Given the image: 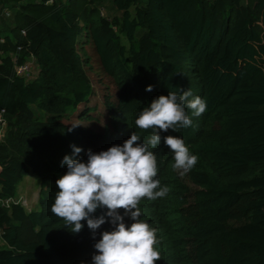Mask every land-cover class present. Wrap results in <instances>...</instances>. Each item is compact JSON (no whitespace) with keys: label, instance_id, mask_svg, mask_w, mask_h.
I'll return each instance as SVG.
<instances>
[{"label":"trees","instance_id":"1","mask_svg":"<svg viewBox=\"0 0 264 264\" xmlns=\"http://www.w3.org/2000/svg\"><path fill=\"white\" fill-rule=\"evenodd\" d=\"M96 1L0 0V199L28 174L41 182L35 209L0 205V264H92L112 225L93 238L86 221L76 234L51 213L63 158L75 145L86 162L89 149L122 145L134 131L146 142L152 130L135 125L143 108L188 89L205 113L188 109L192 126L161 136L182 138L198 161L181 175L163 142L150 147L155 179L170 191L138 205L158 230L155 264H264V0H112L108 17ZM87 46L117 88L97 131L68 123L93 93ZM32 56L37 75H18Z\"/></svg>","mask_w":264,"mask_h":264},{"label":"clouds","instance_id":"2","mask_svg":"<svg viewBox=\"0 0 264 264\" xmlns=\"http://www.w3.org/2000/svg\"><path fill=\"white\" fill-rule=\"evenodd\" d=\"M152 90V86L146 89ZM188 109L199 117L205 113L207 103L199 96L193 97L190 89L182 94L170 91L168 95L154 98L135 120L138 128L152 130L146 142H141L134 131L122 145H113L98 153L89 149L86 162L74 158L83 151L75 145H72L73 155L63 158L61 164L67 165V172L55 182L58 191L51 213L76 234L84 228L82 221H86L93 238L102 225H112V230L103 231L94 244L92 264H155L160 259L155 248L158 230L141 219L138 205L144 198L156 200L170 191L155 179L157 157L150 147L163 142L174 154L172 167L181 175L196 165L198 157L190 153L182 138L161 136V132L191 127ZM76 126L79 125L73 128ZM98 209L105 211L96 217ZM125 217L132 221L130 225L125 223Z\"/></svg>","mask_w":264,"mask_h":264},{"label":"rangeland","instance_id":"3","mask_svg":"<svg viewBox=\"0 0 264 264\" xmlns=\"http://www.w3.org/2000/svg\"><path fill=\"white\" fill-rule=\"evenodd\" d=\"M96 4L99 10L103 11V15L105 17L112 16L113 14H115L111 12V10H113L112 0H97ZM87 49L89 53L88 55H90L92 58V61H91L92 64L87 66L86 69L92 81L93 93L91 97L89 98L88 102L81 104L78 110L73 112L72 117L69 118L70 121H68V123L69 124L71 123L72 125H76V124L86 125L91 128H94L97 131V130H102L104 125L109 120L107 108L105 105V100L107 98H109L110 100H115L117 88L113 80L107 75H105L100 69L99 64H98V57L95 51L90 46H87ZM35 73H37V71L32 65V69L30 73L32 74L31 77ZM87 109L89 110H88V115L86 116H89V117L88 118L83 117L81 119L79 115L84 110H87ZM36 177L39 179V183H40V177L38 175ZM39 187H40V184L38 188ZM54 193L55 191H52L51 195H54ZM36 195L38 196V191ZM15 198L19 200V202L24 203L25 206L22 204L20 205L24 206L28 210L34 209L37 207L38 197H36L34 201H32L29 197H27L29 200L28 201L25 197L17 196V195L15 196ZM0 246L2 247L4 246L1 240H0Z\"/></svg>","mask_w":264,"mask_h":264},{"label":"crops","instance_id":"4","mask_svg":"<svg viewBox=\"0 0 264 264\" xmlns=\"http://www.w3.org/2000/svg\"><path fill=\"white\" fill-rule=\"evenodd\" d=\"M7 125L0 124V137H2L6 131ZM41 183V182H40ZM39 179L36 177L35 174H28L19 182L18 189H17V196H23L27 200L29 197L32 201L36 197H38L37 200H39ZM38 191V196L36 195ZM27 196V197H26ZM29 201V200H28ZM38 204V201H37Z\"/></svg>","mask_w":264,"mask_h":264},{"label":"built area","instance_id":"5","mask_svg":"<svg viewBox=\"0 0 264 264\" xmlns=\"http://www.w3.org/2000/svg\"><path fill=\"white\" fill-rule=\"evenodd\" d=\"M50 2H55L58 0H49ZM7 15H9V12H7ZM32 65L34 66V68L36 69V71L38 72V64L36 62V59L34 58V56H32L31 58H29L27 61L17 65L16 67V72L18 75L21 76H25L27 78H30L32 74L31 73V69H32ZM37 75V73H35L31 78H34ZM4 124L7 125V123L5 121L1 120V116H0V124ZM7 130V128H6ZM6 133V131H5ZM5 133L2 137H0V141L3 139V137L5 136ZM18 204L21 203L19 202V200H17L15 197H11V198H6V199H0V205L1 206H5V207H10L12 204Z\"/></svg>","mask_w":264,"mask_h":264}]
</instances>
